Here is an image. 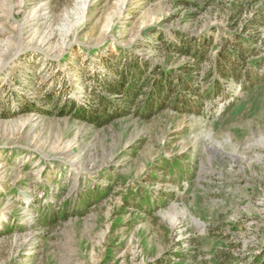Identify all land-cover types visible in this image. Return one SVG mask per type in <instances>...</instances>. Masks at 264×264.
Masks as SVG:
<instances>
[{
	"label": "rangeland",
	"instance_id": "obj_1",
	"mask_svg": "<svg viewBox=\"0 0 264 264\" xmlns=\"http://www.w3.org/2000/svg\"><path fill=\"white\" fill-rule=\"evenodd\" d=\"M263 250L264 0H0V264Z\"/></svg>",
	"mask_w": 264,
	"mask_h": 264
},
{
	"label": "trees",
	"instance_id": "obj_2",
	"mask_svg": "<svg viewBox=\"0 0 264 264\" xmlns=\"http://www.w3.org/2000/svg\"><path fill=\"white\" fill-rule=\"evenodd\" d=\"M122 70L119 72V82L117 83V90L119 92H123L125 91V93L130 94V91H133V86L135 83V77H137L139 75V70H137L138 68L134 69L132 73H128L126 72V62L124 60H122ZM133 78V79H132ZM170 85L169 80L167 79V77L162 78V80L160 79L159 82H157L153 88L152 91H155L153 93H161V92H165L168 89V86ZM158 94V95H159ZM152 94L150 96V100L152 98ZM151 105V104H150ZM257 259H260L257 264H264V250L262 251V253L260 254V256H258Z\"/></svg>",
	"mask_w": 264,
	"mask_h": 264
}]
</instances>
